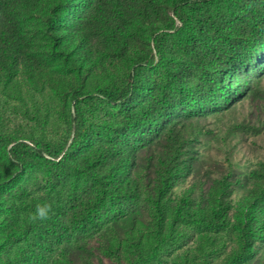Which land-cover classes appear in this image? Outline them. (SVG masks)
Segmentation results:
<instances>
[{
	"label": "trees",
	"instance_id": "16d2710c",
	"mask_svg": "<svg viewBox=\"0 0 264 264\" xmlns=\"http://www.w3.org/2000/svg\"><path fill=\"white\" fill-rule=\"evenodd\" d=\"M213 1L0 0V73L35 71L45 59H54L79 77L72 92L73 136L59 143L38 141L32 147L11 141L7 154L10 161H19L27 150L54 157L53 187L67 183L72 175L88 181L70 213L47 220V238L61 243L71 227L96 221L98 211L112 201H140L142 186L133 175L138 155L164 134L169 136L174 119V147L156 159L157 185L151 201L157 246L136 264L157 256L164 243L166 198L191 167L184 157V140L176 134L177 123L185 117L198 122L234 114L241 99L264 80V0H235L229 15L214 13ZM75 13L80 14L79 25L68 24ZM177 53L182 60L176 59ZM121 65L127 69L119 82L86 91L92 73ZM155 66L161 68V78L146 77ZM95 98L117 104L121 116L92 134L79 102ZM2 174L0 165V182ZM182 220L234 228L238 251L233 264L245 260L256 241H264L260 208H246L231 218L223 201L205 207L198 196L189 194L178 198L171 222ZM80 249L69 254L67 264H94L92 250Z\"/></svg>",
	"mask_w": 264,
	"mask_h": 264
},
{
	"label": "rangeland",
	"instance_id": "374dc122",
	"mask_svg": "<svg viewBox=\"0 0 264 264\" xmlns=\"http://www.w3.org/2000/svg\"><path fill=\"white\" fill-rule=\"evenodd\" d=\"M234 3L214 0L211 8L216 14L229 15ZM79 15L72 14V20L66 22L79 25ZM176 59L182 60V54L177 53ZM126 69L121 65L105 73H92L86 91L119 82ZM160 69L155 66L145 76L160 79ZM78 84L76 71L54 59H45L35 71L19 68L10 74L0 73V264H67L69 254L83 246L92 250L94 264H136L140 256H148L157 246L151 201L157 185L156 159L174 147L170 128L174 119L167 129L169 136L164 134L138 155L133 175L142 186L140 201L106 204L96 214V221L78 229L71 227L61 243L47 238V221L29 219L39 204H51L50 216L70 213L88 188V181L76 175L53 187L51 171L56 159L49 154L27 150L19 161H10L7 156L11 141L32 147L38 141L59 143L73 136L76 100L72 92ZM79 104L92 134L104 131L106 123L121 116L118 105L105 98ZM176 134L184 140L190 171L176 180L166 198L163 247L156 257L141 264H233L238 251L234 228L205 227L186 220L173 225L171 221L178 198L189 194L198 196L205 207L223 201L231 218L246 208L264 210V80L241 99L234 114L198 122L182 118ZM234 264H264V241H256L250 255Z\"/></svg>",
	"mask_w": 264,
	"mask_h": 264
},
{
	"label": "clouds",
	"instance_id": "9594fccd",
	"mask_svg": "<svg viewBox=\"0 0 264 264\" xmlns=\"http://www.w3.org/2000/svg\"><path fill=\"white\" fill-rule=\"evenodd\" d=\"M52 213L51 204H39L36 206L35 211L29 216V219L32 222L36 221H47L51 218L50 214Z\"/></svg>",
	"mask_w": 264,
	"mask_h": 264
}]
</instances>
